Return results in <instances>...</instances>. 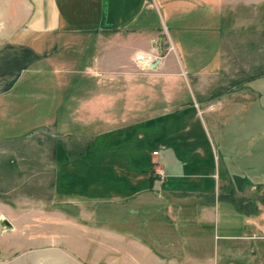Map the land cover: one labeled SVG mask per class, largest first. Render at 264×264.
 I'll return each mask as SVG.
<instances>
[{"label":"crops","instance_id":"0c3cea01","mask_svg":"<svg viewBox=\"0 0 264 264\" xmlns=\"http://www.w3.org/2000/svg\"><path fill=\"white\" fill-rule=\"evenodd\" d=\"M22 4V15L8 23L0 41V172L5 175L23 164L16 154L2 149L38 133L55 129L64 136L84 125L111 133L139 129L146 115L172 114L179 108L178 90H191L194 79L204 82L224 69L228 6L263 5L264 0H23ZM210 21L215 23L212 34L217 42L210 62L214 71L204 72L197 66L205 63L201 53L207 48L202 51L201 45L209 44ZM165 35L174 53L154 64L165 91H146L145 74L152 69L143 71L136 56L153 55L155 45L162 48ZM87 41L86 46L83 42ZM82 84L93 85L87 97L78 92ZM85 116L90 118H81ZM180 148L181 144L160 146L166 151L164 158L159 151L158 160L167 170V182L158 192L153 189L152 194L143 179L136 187L129 181L132 175L123 178L122 185L134 191L133 213L141 217L136 226L150 228L146 222L152 221L156 241H143L158 242L157 229L163 226L168 227L167 234L159 242L213 246L211 253L193 252L187 264H264V190L258 194L246 188L247 193L239 198L224 188L220 192L215 188L195 190L187 176L177 173L179 167L172 165L180 162L175 159L181 157ZM194 154L201 152H190ZM86 157L75 160L71 171L64 168V157L56 158L60 168L55 185L60 199L71 186L89 185L94 181L91 176L101 170L102 164ZM6 162L12 168L2 167ZM69 176L72 181L67 180ZM8 182L0 176V239L2 219L14 224L10 203L1 199L10 191L2 190L1 185ZM244 200L251 207L246 209ZM32 202L24 194L16 204L27 208ZM172 229L177 235H171Z\"/></svg>","mask_w":264,"mask_h":264},{"label":"rangeland","instance_id":"374dc122","mask_svg":"<svg viewBox=\"0 0 264 264\" xmlns=\"http://www.w3.org/2000/svg\"><path fill=\"white\" fill-rule=\"evenodd\" d=\"M22 2L0 0V41L8 23L22 15ZM228 7L224 69L204 82L194 79L193 90H178L179 108L172 114L146 115L139 129L111 133L92 131L87 125L64 136L52 129L2 149L20 157L23 165L8 175L0 172L2 179L10 181L1 185L2 190L10 189L1 199L14 211V224L9 221L6 227L2 219L0 264H184L191 262L188 259L193 252L213 251L211 245L159 242V237L167 234L168 227L163 226L157 229L158 242H144L156 241L152 221L149 218L146 222L150 228L136 226L141 217L133 213L134 191L122 183L132 175L129 181L136 187L143 179L152 194L153 189L158 192L167 182V170L158 160L159 151L163 158L166 151L160 146L171 143L182 145L178 149L181 157L175 158L180 162L173 167H179L177 173L187 176L186 181L195 190L215 188L220 192L224 188L237 198L248 188L258 194L264 190V4ZM210 24L209 44L201 45L202 51L207 48L201 53L205 63L197 66L204 72L214 71L210 62L217 42L212 34L215 23ZM83 43L88 45V41ZM154 50L153 55L161 60L174 53L169 36H164L162 48L155 45ZM69 65L71 68L72 63ZM145 75L146 91H165L158 72L151 70ZM79 87L78 92L87 97L93 85ZM197 150L200 155H190ZM86 154V159L95 158L102 164L101 170L91 176L94 181L89 185H80L79 189L71 186L69 192L65 190L66 197L60 199L55 185L60 168L56 158L64 157V168L71 171L70 165ZM7 166L12 168L10 163L2 164ZM24 174L27 179H21ZM68 178L73 180L72 176ZM93 184L96 187L91 189ZM24 194L33 201L27 208L16 204ZM248 203L244 200L246 209L251 207ZM170 233L173 236L176 231Z\"/></svg>","mask_w":264,"mask_h":264},{"label":"built area","instance_id":"2783aa9c","mask_svg":"<svg viewBox=\"0 0 264 264\" xmlns=\"http://www.w3.org/2000/svg\"><path fill=\"white\" fill-rule=\"evenodd\" d=\"M136 60H137V63L139 65V67L143 70V71H147V70H150V68L152 66H154V64L159 60L157 59L156 56L154 55H148V54H142V53H139L137 56H136ZM158 155V154H156Z\"/></svg>","mask_w":264,"mask_h":264},{"label":"water","instance_id":"95a60500","mask_svg":"<svg viewBox=\"0 0 264 264\" xmlns=\"http://www.w3.org/2000/svg\"><path fill=\"white\" fill-rule=\"evenodd\" d=\"M157 66H158V65H154V66L151 67V69H152V70H155V69L157 68ZM4 223H5L6 227H9V226H10L9 223H7V222H4Z\"/></svg>","mask_w":264,"mask_h":264}]
</instances>
